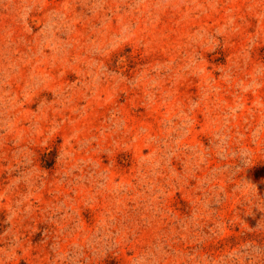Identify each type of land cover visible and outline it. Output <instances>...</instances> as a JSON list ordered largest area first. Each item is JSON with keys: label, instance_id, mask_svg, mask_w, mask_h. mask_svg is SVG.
I'll use <instances>...</instances> for the list:
<instances>
[{"label": "rangeland", "instance_id": "obj_1", "mask_svg": "<svg viewBox=\"0 0 264 264\" xmlns=\"http://www.w3.org/2000/svg\"><path fill=\"white\" fill-rule=\"evenodd\" d=\"M0 264H264V0H0Z\"/></svg>", "mask_w": 264, "mask_h": 264}]
</instances>
